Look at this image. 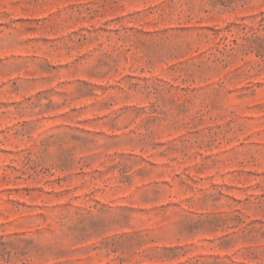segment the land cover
Instances as JSON below:
<instances>
[{
	"label": "rangeland",
	"instance_id": "rangeland-1",
	"mask_svg": "<svg viewBox=\"0 0 264 264\" xmlns=\"http://www.w3.org/2000/svg\"><path fill=\"white\" fill-rule=\"evenodd\" d=\"M0 264H264V0H0Z\"/></svg>",
	"mask_w": 264,
	"mask_h": 264
}]
</instances>
